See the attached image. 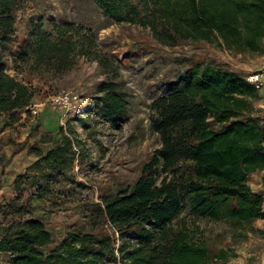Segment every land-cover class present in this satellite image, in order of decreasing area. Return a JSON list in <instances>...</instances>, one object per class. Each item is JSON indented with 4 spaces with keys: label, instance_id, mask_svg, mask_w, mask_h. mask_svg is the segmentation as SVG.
Segmentation results:
<instances>
[{
    "label": "trees",
    "instance_id": "1",
    "mask_svg": "<svg viewBox=\"0 0 264 264\" xmlns=\"http://www.w3.org/2000/svg\"><path fill=\"white\" fill-rule=\"evenodd\" d=\"M96 2L106 18L148 28L163 46L217 42L238 54L264 53V0ZM22 4L0 0V116L11 121L35 99L31 87L7 73L6 55L16 40L15 13ZM54 30L55 36L42 24L34 25L18 59L25 65L35 60L39 69L65 74L74 67L77 52L94 55L90 36L76 39L70 25H55ZM101 93L99 114L117 125L127 104L114 84H105ZM260 99L261 94L232 71L214 65L190 68L168 95L150 104L151 131L161 145L140 177L132 186L104 196L94 210L117 233L118 250L102 229L68 231L56 241L44 221L32 216L31 200L23 201L20 192L0 207V254L9 257L8 264L228 262L233 251L208 245L200 238L198 222L237 227L264 220V197L248 184L251 176L264 172V116L254 114ZM57 141L46 154L39 153L35 165L45 163L59 176L73 145L65 135ZM45 177L35 193L40 200L53 198L58 178ZM24 178L18 176L15 183Z\"/></svg>",
    "mask_w": 264,
    "mask_h": 264
},
{
    "label": "rangeland",
    "instance_id": "2",
    "mask_svg": "<svg viewBox=\"0 0 264 264\" xmlns=\"http://www.w3.org/2000/svg\"><path fill=\"white\" fill-rule=\"evenodd\" d=\"M15 18L16 40L6 55L7 73L31 87L35 91L32 104L43 108L38 115L19 113L15 121L0 116V207L22 192L23 201L31 200L32 216L44 221L56 241L68 231L102 229L118 250L117 233L94 210L104 196L132 186L160 147L159 135L151 131L150 104L168 95L171 85L194 66H220L246 78L262 66L264 53L238 54L217 42L163 46L148 28L106 18L96 0H23ZM36 24L54 36L55 25L72 26L76 39L83 35L93 39L94 55L77 52L74 67L65 74L39 69L35 60L23 64L18 54ZM103 56L112 67L106 66ZM105 84H114L127 104L117 125L98 111ZM67 91L78 100L76 108L65 114L51 102ZM254 111L264 116V95L255 102ZM62 135L72 141L73 154L58 176L45 163H35L39 153L46 154ZM48 174L58 177L54 196L40 200L35 196L37 185ZM20 175L25 178L17 184ZM248 184L264 197V172L251 176ZM198 224L200 238L208 245L234 253L226 263L210 264H264V220L237 227L204 220ZM8 262V256L0 257V264Z\"/></svg>",
    "mask_w": 264,
    "mask_h": 264
},
{
    "label": "built area",
    "instance_id": "3",
    "mask_svg": "<svg viewBox=\"0 0 264 264\" xmlns=\"http://www.w3.org/2000/svg\"><path fill=\"white\" fill-rule=\"evenodd\" d=\"M245 79L249 85L253 86L260 94L264 95V63L258 70L248 74ZM77 100L78 97L74 93L67 91L53 98L51 103L54 108H59L67 114L69 111L76 108L75 103ZM42 108V104H31L23 111V114L30 112L33 115H38L42 111Z\"/></svg>",
    "mask_w": 264,
    "mask_h": 264
},
{
    "label": "crops",
    "instance_id": "4",
    "mask_svg": "<svg viewBox=\"0 0 264 264\" xmlns=\"http://www.w3.org/2000/svg\"><path fill=\"white\" fill-rule=\"evenodd\" d=\"M1 256H4V255H3V254H0V257H1Z\"/></svg>",
    "mask_w": 264,
    "mask_h": 264
}]
</instances>
